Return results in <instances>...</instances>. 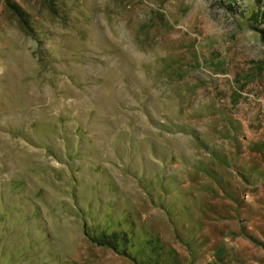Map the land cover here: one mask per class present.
<instances>
[{"label": "rangeland", "instance_id": "374dc122", "mask_svg": "<svg viewBox=\"0 0 264 264\" xmlns=\"http://www.w3.org/2000/svg\"><path fill=\"white\" fill-rule=\"evenodd\" d=\"M0 264H264V0H0Z\"/></svg>", "mask_w": 264, "mask_h": 264}, {"label": "trees", "instance_id": "16d2710c", "mask_svg": "<svg viewBox=\"0 0 264 264\" xmlns=\"http://www.w3.org/2000/svg\"><path fill=\"white\" fill-rule=\"evenodd\" d=\"M15 9L18 11V8L17 7H15ZM118 233H120V232H112V234H108V235L105 234V233H103V236H102V240L103 241H101V242H104V243H102V244L104 246H108V247L113 248L114 250H118L119 251V249H118V239L119 238H122V237H119V234ZM122 234H124V233H122Z\"/></svg>", "mask_w": 264, "mask_h": 264}]
</instances>
